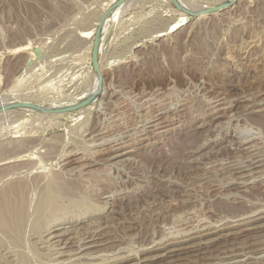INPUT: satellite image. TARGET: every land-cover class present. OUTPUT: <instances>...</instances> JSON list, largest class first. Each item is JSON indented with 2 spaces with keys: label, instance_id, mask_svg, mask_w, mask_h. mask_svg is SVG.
I'll use <instances>...</instances> for the list:
<instances>
[{
  "label": "rangeland",
  "instance_id": "obj_1",
  "mask_svg": "<svg viewBox=\"0 0 264 264\" xmlns=\"http://www.w3.org/2000/svg\"><path fill=\"white\" fill-rule=\"evenodd\" d=\"M226 2L0 0V195L35 207L0 219V264H264V161L231 169L264 159V0Z\"/></svg>",
  "mask_w": 264,
  "mask_h": 264
},
{
  "label": "bare ground",
  "instance_id": "obj_2",
  "mask_svg": "<svg viewBox=\"0 0 264 264\" xmlns=\"http://www.w3.org/2000/svg\"><path fill=\"white\" fill-rule=\"evenodd\" d=\"M227 1H230V3H231V0H227ZM229 2H226V3H224L222 6H226V5H228V4H230ZM218 7V6H217ZM220 8H221V6H220ZM184 19V18H183ZM186 21V20H185ZM184 22V21H183ZM180 24V23H179ZM101 33V32H100ZM160 36V35H159ZM161 37V36H160ZM97 41H98V47H100L101 48V44H103V42L101 41V37L100 36H98L97 37ZM102 42V43H101ZM29 46V45H28ZM31 46V45H30ZM30 46H29V49L30 50H28V48L27 47H20L22 50H21V53H23V52H26L27 50L28 51H31V49L32 48H30ZM33 50V49H32ZM18 51V50H17ZM20 51V50H19ZM35 51H36V49H35ZM19 53V52H18ZM32 53H33V51H32ZM31 53V54H32ZM29 54H30V52H29ZM36 54H38V51H37V53ZM30 57H32V55H30ZM31 61V60H30ZM34 62V61H33ZM84 102H87V101H82V103H80V104H83ZM92 102V101H91ZM91 102H89L88 101V103H91ZM75 105H77V104H75ZM74 105V106H75ZM88 105H90V104H88ZM40 106V105H39ZM72 106V105H71ZM77 106H79V105H77ZM30 107V106H29ZM38 107V106H37ZM37 107H35V108H37ZM40 108V107H39ZM45 108V107H44ZM46 108H47V106H46ZM67 108H69V107H67ZM26 109V108H25ZM28 109H30V108H28ZM32 109H34V107L32 108ZM57 109V108H56ZM36 110V109H35ZM38 110V109H37ZM32 111V110H31ZM97 135V134H96ZM95 135V136H96ZM115 146V145H114ZM118 149V148H117ZM120 149V148H119ZM101 153V152H100ZM130 153H132V152H128V153H123V155L122 154H120V155H118V156H116L115 158H113V159H117V158H119V157H123V156H127V155H129ZM24 155V154H23ZM76 155H78V153H77V151L75 150V151H71V152H69V153H63V156H61L62 158H60V159H63V158H65V162H67V163H64V165H66V166H68V165H70V164H72L73 162H74V160H72V158L74 157L75 158V156ZM27 156V155H26ZM88 156V155H87ZM94 156V155H93ZM99 156V155H98ZM21 157H23L22 155H21ZM20 157V158H21ZM88 158V157H87ZM23 159V158H22ZM21 159V160H22ZM25 159V158H24ZM29 159V158H28ZM33 159V158H32ZM90 159H92L91 157H90ZM89 159V160H90ZM30 160V159H29ZM76 160V159H75ZM24 161V160H23ZM28 161V160H27ZM87 161V160H86ZM90 161H92V160H90ZM126 161V160H125ZM261 161H264V159H259V160H256V161H250V164H248V165H246V166H235V167H232L231 166V169L232 170H240V169H242L243 170V168H247V167H249V168H251V166H253L255 163H258V162H261ZM94 163H98V161H97V159L96 160H94L93 161ZM32 163H33V161H32ZM35 163V162H34ZM36 163H38V162H36ZM49 163V162H48ZM29 164H30V161H29ZM40 164V163H39ZM51 164V163H50ZM91 164V163H90ZM36 165V164H35ZM240 165V164H239ZM31 166V165H30ZM32 166H34V165H32ZM39 166V165H38ZM44 166V167H43ZM43 166H41V167H39V169L41 168V169H43V168H45V165H43ZM92 166H94V165H92ZM43 167V168H42ZM88 167H91V166H88ZM37 168V167H36ZM35 168V169H36ZM38 169V170H39ZM37 170V171H38ZM46 170V169H45ZM45 170H43V171H45ZM32 171L34 172L35 170H33L32 169ZM42 171V173H44ZM245 171V170H244ZM47 173H48V170H47ZM34 174H36V173H34ZM37 174L39 175V172H37ZM41 174V173H40ZM45 174V173H44ZM54 174V173H53ZM46 175V174H45ZM55 175V174H54ZM43 178H51L50 176H49V173H48V175L47 176H44L43 175ZM239 183V182H238ZM2 189H5L4 191H2V193H1V195H0V219L1 220H4L5 222H6V224L10 227V228H12L14 231H16V233L18 234V233H20L21 232V230H23V228H25L28 224V222H29V219H30V215H31V213L34 211V209H35V207H31L30 205H29V202H31V200H30V197H29V194L26 192V191H24V190H22L18 185H11V186H9V187H6V188H2ZM1 189V190H2ZM109 190V189H108ZM106 191V190H105ZM110 191V190H109ZM108 192V191H107ZM69 194V193H68ZM66 192H65V195H68ZM63 195L64 194H62V195H60L58 198L56 197V196H54L53 194L50 196L49 195V198H44V196H46V194L45 195H43V196H41V198H40V201L41 200H44V199H46V200H51V199H53V201H59V200H64V197H63ZM31 196H33V195H31ZM37 197H39V196H37ZM32 200L34 201V199H33V197H32ZM39 201V202H40ZM47 202V201H46ZM237 208V207H236ZM233 210H234V208H233ZM237 211L239 210L238 208L236 209ZM241 210V209H240ZM103 211V210H102ZM101 211V212H102ZM237 211H234V212H237ZM232 213H233V211H232ZM238 213V212H237ZM237 213H235V214H237ZM253 214H256V211L255 212H252ZM100 214V213H99ZM239 214V213H238ZM43 215H50V213H46V212H44L43 213ZM242 215V214H241ZM245 215H246V212H245ZM237 217H241L240 215H234L232 218H237ZM247 217V216H246ZM249 217V216H248ZM80 219L81 218H79V215H77V218L76 219H73V220H67L66 218L64 219V220H62V218L61 219H59L58 221H56V220H53V219H50V220H45V223L42 225V226H40L39 228H37V229H35L34 230V232H35V235H37L39 238H40V241L41 242H43V243H45L44 241H46V242H49V241H52L53 239H56V238H63V237H65V236H67V235H69L70 233H72V231L71 230H69V229H65L63 232H60V233H58L60 230H62V229H64V228H60V229H56V227L57 226H59V225H61V224H65V223H72V228L75 226V224H76V222H80V224L81 223H83V221L81 220L80 221ZM244 219H246V218H243V220ZM261 219H264V218H260V219H258V220H253V223H255V222H260L261 221ZM242 220V219H241ZM241 220H237L236 219V221L235 222H238V221H241ZM229 221H231V220H229ZM58 222V223H57ZM248 223H250V222H248ZM79 224V225H80ZM231 227H236V226H231ZM258 228H260V227H255V228H252V229H258ZM99 229V228H98ZM97 229V230H98ZM103 229H101V230H99V231H96V232H94L93 233V235H89L88 234V236H82V237H80L79 239H78V242L81 244L80 245V247H79V249H80V251H81V249L84 247L85 249L84 250H86V249H90V248H92V247H97V246H99V245H102V244H97V242L99 241V242H101L100 240L102 239L100 236H102V234H98V233H101V231H102ZM87 233V232H86ZM96 233V234H95ZM181 233V232H180ZM197 233V232H196ZM91 234V233H90ZM214 233H211V234H206L205 236H201V237H198V238H190V240L188 239V240H183L182 242H177L176 244H178L177 246H179V247H177L176 249H174V250H171V251H169L168 252V254H171V253H179V254H183V253H180V252H183V251H186V250H188V253H190V252H199L201 249H199V248H197L198 247V245L197 246H195L194 244L193 245H189V243L191 242V241H194V240H198V239H202V238H209L211 235H213ZM216 234V233H215ZM218 234V233H217ZM104 235V234H103ZM47 237H48V239H47ZM222 237V236H221ZM107 239V238H106ZM219 239V238H218ZM89 240V241H88ZM63 241V240H62ZM61 241V242H62ZM209 241V242H208ZM215 240H207V242H200V245L202 244V245H206L207 243H212V242H214ZM91 242V243H90ZM98 242V243H99ZM88 243H90L92 246H89V247H87L88 246ZM49 244V243H48ZM51 244V243H50ZM185 244H188V246L187 245H185ZM161 245V244H160ZM171 245H175V242L174 243H172ZM187 246V247H186ZM207 246V245H206ZM58 247V246H57ZM87 247V248H86ZM166 247V246H165ZM0 248H4L3 246H0ZM59 248V247H58ZM206 248V247H205ZM63 249V248H62ZM148 249V248H147ZM159 249V248H158ZM158 249H156V250H158ZM6 250V249H5ZM58 250V249H57ZM79 251V250H78ZM64 252V251H63ZM62 252V253H63ZM145 252L146 253H152V252H154V250L153 251H149V250H145ZM59 253V252H58ZM97 253V252H96ZM106 253V252H105ZM184 253H186V252H184ZM8 254V253H7ZM73 254V253H72ZM75 254V253H74ZM192 254V253H191ZM201 254V253H200ZM62 255V254H61ZM69 255V254H68ZM84 255V254H83ZM82 255V256H83ZM86 255V254H85ZM84 255V256H85ZM87 255H90V254H87ZM98 255V254H97ZM186 255V254H185ZM196 255V254H195ZM93 256V255H92ZM157 256V255H156ZM156 256H154V257H152V259H150L149 257H147V259L145 258V260L143 259H141L140 261H138L139 263H141V262H148V261H151V260H154V259H157L158 257H156ZM166 256H169V255H166ZM173 256V255H172ZM175 256H176V254H175ZM182 256V255H181ZM3 257H5V255H3L2 254V252H0V258H3ZM79 257H81V255L79 256ZM129 257V256H128ZM156 257V258H155ZM160 257H164V256H160L159 255V258ZM29 258H30V256H29ZM31 259V258H30ZM121 259H123L122 261H128V260H130L129 258L127 259V258H121ZM32 260V259H31ZM182 260V259H181ZM1 261V260H0ZM33 261V260H32ZM8 262V261H7ZM94 262V261H93ZM108 262V261H107ZM237 262V261H236ZM238 262H243V261H238ZM175 263V262H174ZM147 264V263H146ZM149 264H150V262H149ZM195 264V263H194Z\"/></svg>",
  "mask_w": 264,
  "mask_h": 264
},
{
  "label": "water",
  "instance_id": "obj_3",
  "mask_svg": "<svg viewBox=\"0 0 264 264\" xmlns=\"http://www.w3.org/2000/svg\"><path fill=\"white\" fill-rule=\"evenodd\" d=\"M235 1V0H232ZM92 65L95 72L100 70L99 56H98V41H94L92 46Z\"/></svg>",
  "mask_w": 264,
  "mask_h": 264
}]
</instances>
